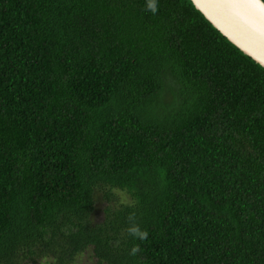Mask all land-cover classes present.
Returning <instances> with one entry per match:
<instances>
[{
	"label": "trees",
	"instance_id": "trees-1",
	"mask_svg": "<svg viewBox=\"0 0 264 264\" xmlns=\"http://www.w3.org/2000/svg\"><path fill=\"white\" fill-rule=\"evenodd\" d=\"M149 2L0 0V264H264V68Z\"/></svg>",
	"mask_w": 264,
	"mask_h": 264
},
{
	"label": "water",
	"instance_id": "water-1",
	"mask_svg": "<svg viewBox=\"0 0 264 264\" xmlns=\"http://www.w3.org/2000/svg\"><path fill=\"white\" fill-rule=\"evenodd\" d=\"M230 43L264 68L262 0H190Z\"/></svg>",
	"mask_w": 264,
	"mask_h": 264
},
{
	"label": "rangeland",
	"instance_id": "rangeland-1",
	"mask_svg": "<svg viewBox=\"0 0 264 264\" xmlns=\"http://www.w3.org/2000/svg\"><path fill=\"white\" fill-rule=\"evenodd\" d=\"M113 194H114V199L117 202L128 201L126 194L121 191L115 190L113 191ZM95 203H96V208L94 211L93 220L97 221L101 218V209L105 205V203L104 201H101V199H97ZM41 262L44 263V261L42 260ZM70 264H97V263H96V259L92 255L90 248H88L82 253L77 254Z\"/></svg>",
	"mask_w": 264,
	"mask_h": 264
},
{
	"label": "clouds",
	"instance_id": "clouds-1",
	"mask_svg": "<svg viewBox=\"0 0 264 264\" xmlns=\"http://www.w3.org/2000/svg\"><path fill=\"white\" fill-rule=\"evenodd\" d=\"M148 7L153 13H155L157 11V5H156L155 0H150ZM139 235L141 238H144V237H146L147 233L146 232L145 233H139Z\"/></svg>",
	"mask_w": 264,
	"mask_h": 264
}]
</instances>
